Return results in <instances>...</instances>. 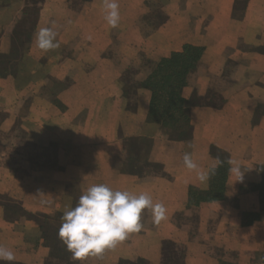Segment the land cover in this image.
<instances>
[{
	"label": "crops",
	"instance_id": "crops-1",
	"mask_svg": "<svg viewBox=\"0 0 264 264\" xmlns=\"http://www.w3.org/2000/svg\"><path fill=\"white\" fill-rule=\"evenodd\" d=\"M118 3L111 28L103 0H0V245L12 264H80L61 216L107 184L148 193L166 219L145 210L140 232L84 264H264V0ZM53 24L60 47L42 51L34 33ZM186 46L203 52L182 122L167 126L146 82ZM189 144L202 170L241 169L220 198L205 200L213 173L201 182L183 166Z\"/></svg>",
	"mask_w": 264,
	"mask_h": 264
},
{
	"label": "clouds",
	"instance_id": "clouds-1",
	"mask_svg": "<svg viewBox=\"0 0 264 264\" xmlns=\"http://www.w3.org/2000/svg\"><path fill=\"white\" fill-rule=\"evenodd\" d=\"M103 19L108 26L116 28L120 22L118 0H103ZM52 27H38L33 37V44L42 51L55 50L60 47L57 32ZM193 151L183 155V166L196 171L197 178L206 182L215 165L207 170L199 168L193 160L195 146L189 144ZM229 171L240 173L241 169L231 158ZM148 210L152 223L159 225L166 219L167 209L162 202H154L151 195L141 192L138 195L128 190H114L107 184H93L79 197L75 207L65 208L61 216L58 238L71 254V260L84 264L94 257L102 258L104 253L112 250L129 234L140 232L144 225L142 214ZM16 255L11 249L0 245V262L12 264Z\"/></svg>",
	"mask_w": 264,
	"mask_h": 264
},
{
	"label": "trees",
	"instance_id": "trees-1",
	"mask_svg": "<svg viewBox=\"0 0 264 264\" xmlns=\"http://www.w3.org/2000/svg\"><path fill=\"white\" fill-rule=\"evenodd\" d=\"M18 43L21 42L17 41ZM202 52L201 48L186 46L183 52L163 59L147 80L146 86L153 92L151 113L159 116L164 125L176 126L182 122L185 101L181 97V91L185 86L187 74L195 68ZM16 53L20 55L18 50ZM228 172V166L224 163L214 171L211 189L206 193L205 200L211 201L221 197ZM257 189L261 197V213L264 214V176ZM217 193L220 195L216 196ZM261 213L250 216L243 214V225H251L254 221L260 220L263 217Z\"/></svg>",
	"mask_w": 264,
	"mask_h": 264
},
{
	"label": "rangeland",
	"instance_id": "rangeland-1",
	"mask_svg": "<svg viewBox=\"0 0 264 264\" xmlns=\"http://www.w3.org/2000/svg\"><path fill=\"white\" fill-rule=\"evenodd\" d=\"M28 32H27V34L29 33V29L27 30ZM25 42V41H24Z\"/></svg>",
	"mask_w": 264,
	"mask_h": 264
}]
</instances>
